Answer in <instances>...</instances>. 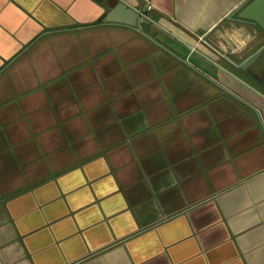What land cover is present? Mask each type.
<instances>
[{
  "label": "crops",
  "instance_id": "obj_1",
  "mask_svg": "<svg viewBox=\"0 0 264 264\" xmlns=\"http://www.w3.org/2000/svg\"><path fill=\"white\" fill-rule=\"evenodd\" d=\"M124 1L188 64L119 0H0V264H264L253 0Z\"/></svg>",
  "mask_w": 264,
  "mask_h": 264
},
{
  "label": "water",
  "instance_id": "obj_2",
  "mask_svg": "<svg viewBox=\"0 0 264 264\" xmlns=\"http://www.w3.org/2000/svg\"><path fill=\"white\" fill-rule=\"evenodd\" d=\"M108 8L110 9V12L106 17V22L122 23L134 27L137 29V31L146 34L150 39L164 47L160 42L157 41L156 35L158 30L155 29L153 25L157 26L159 29H164L149 17L143 8L140 9L138 7L131 6L124 0H119L118 4L113 7L109 6ZM239 18L256 23L264 31V0L251 1L239 13ZM164 48L177 56L181 61L188 64L186 59L175 54L168 48ZM209 60L215 63L212 59ZM239 67L251 80L255 81L257 86L260 88H256L249 84L253 90L264 96V43L256 50L255 53L250 55L243 63H241ZM216 84L223 88V90L227 93L238 98L237 95L233 94L219 83ZM254 112L260 119L261 124H263L259 111L254 108Z\"/></svg>",
  "mask_w": 264,
  "mask_h": 264
},
{
  "label": "built area",
  "instance_id": "obj_3",
  "mask_svg": "<svg viewBox=\"0 0 264 264\" xmlns=\"http://www.w3.org/2000/svg\"><path fill=\"white\" fill-rule=\"evenodd\" d=\"M152 9H153V5L151 4V2L147 1V3L144 5V11L147 12Z\"/></svg>",
  "mask_w": 264,
  "mask_h": 264
}]
</instances>
